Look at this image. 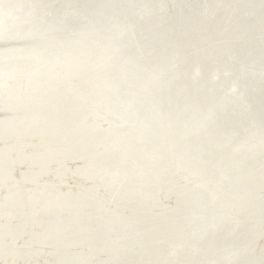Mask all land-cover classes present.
<instances>
[{
    "label": "bare ground",
    "instance_id": "6f19581e",
    "mask_svg": "<svg viewBox=\"0 0 264 264\" xmlns=\"http://www.w3.org/2000/svg\"><path fill=\"white\" fill-rule=\"evenodd\" d=\"M185 2L172 11L169 0L143 2L140 13L122 8L103 25L85 0H0V41L25 40L0 48V102L9 110L0 118V264H164L185 251L201 264L264 262V184L244 177L264 174V41L248 44L237 63L233 46L213 57L210 72L199 61L187 68L199 45L172 42L175 19L198 12ZM68 13L80 20L65 23ZM159 15L172 37L162 58L149 63L157 76L143 70L139 50L130 53L154 49L144 36L162 32ZM251 32L232 35L258 33ZM214 34L209 40L226 36ZM122 61L116 76L111 70ZM145 71L159 81L155 88ZM215 76L221 82L213 83ZM185 158L191 176L181 181L174 165ZM180 184L184 199L172 200L176 208L166 218L161 195ZM191 209L199 219L187 218ZM136 215L141 227L130 223Z\"/></svg>",
    "mask_w": 264,
    "mask_h": 264
},
{
    "label": "water",
    "instance_id": "95a60500",
    "mask_svg": "<svg viewBox=\"0 0 264 264\" xmlns=\"http://www.w3.org/2000/svg\"><path fill=\"white\" fill-rule=\"evenodd\" d=\"M68 0H49V4H58L63 5L64 2ZM154 0H85V3L88 7L87 13L90 14L91 17L97 19L98 22L106 23L112 20L111 15L116 14L120 9H124L126 12L130 14H137L140 13L138 10V5L143 2H150L152 3ZM170 1V0H169ZM184 1V0H181ZM228 2H232L234 0H227ZM239 6L236 10L229 11L225 7L220 6L219 4L212 3V8L208 9L205 7V3L203 0H198L197 3H194L198 12L194 10L193 12H188L186 15L182 17H177L175 20V27L178 28V31L174 33L176 35L175 39L172 40L176 42H181L184 45H188L191 40L195 39L197 44L199 45L198 49L194 51L193 55L190 56V59L186 63V67L189 68L193 65L194 62H202L207 68V72H210V67L215 63L213 57L224 58L228 53L229 47H235L240 54L238 58L233 60L234 63H237L238 60L242 57L243 53L247 50V46H253L257 48L260 42L264 41V0H237ZM30 8L33 9V4L29 5ZM250 7H254V12H248L247 9ZM190 9V8H188ZM71 14H66V17L70 16ZM51 16V15H49ZM69 20L71 22H78L80 18L75 15H71ZM156 22L158 23V27L162 29L160 34L148 35L144 36L146 41L144 45L147 46L148 44H154V49L149 53L143 54L140 50H145V46H139L138 49L132 51L130 53L131 57L134 58V53L139 50V55L141 54L142 57L139 56L141 59V65L143 66V70H146L145 67L151 68L154 70L153 66L149 67V63L152 60L160 59L163 56V53L166 51L171 44H168V37L171 36L167 27H165L164 22H162L161 15L157 16ZM150 24H145L144 31L146 34H150ZM206 27L209 33L203 34L202 32L198 31L200 28ZM225 32L226 36L223 38H218L216 40H209L213 39L216 36L214 32ZM251 31H257L252 36L244 39L239 37H234L232 32H239V33H252ZM127 35V34H126ZM126 35H122L120 40H126ZM172 37V36H171ZM171 39V38H170ZM242 41L240 44L238 42ZM24 39L18 40H10V41H0V48L6 46L11 43L17 42H24ZM122 61L118 66L114 67L111 72L115 73L118 76L119 71L123 68ZM143 72V71H142ZM158 70H154L151 72L152 74H158ZM145 74L148 75V79L151 80L153 83L152 86L154 87L159 81L153 79V77H149V73L145 71ZM168 75V74H167ZM202 78L199 73L194 72L193 78ZM219 76H215L211 78L213 83L218 81L221 82V78ZM257 78V77H253ZM168 79L169 76H168ZM171 82V81H170ZM169 82V86H170ZM155 88V87H154ZM259 94L264 95V91L259 92ZM3 102H0V113L5 114L6 112L9 113V110L3 108ZM102 105V104H99ZM86 107H89V103L86 104ZM263 107V116H264V103ZM71 162V161H70ZM110 187L108 186L106 190H109Z\"/></svg>",
    "mask_w": 264,
    "mask_h": 264
},
{
    "label": "rangeland",
    "instance_id": "374dc122",
    "mask_svg": "<svg viewBox=\"0 0 264 264\" xmlns=\"http://www.w3.org/2000/svg\"><path fill=\"white\" fill-rule=\"evenodd\" d=\"M179 1H181V0H179ZM179 1H177V0H170V2H172V5H170L169 7V9H168V11H172L173 10V8L174 7H176V5H175V3H179ZM185 1H187V2H185ZM193 1V2H192ZM197 1L198 0H184V2L186 3V4H194V2L195 3H197ZM214 1H218V0H214ZM174 2V3H173ZM191 2V3H190ZM211 6V4H208V9H209V7ZM173 7V8H172ZM172 8V9H171ZM211 8H212V6H211ZM78 17H80V15L78 16ZM66 22H69L70 23V25H72V22L70 21V20H68V19H66V21H65V23ZM94 24V23H93ZM117 28H113V30H118L119 28H121V25H118V26H116ZM124 35V34H123ZM122 36V35H121ZM96 45V44H95ZM131 45H133V43L132 44H128L126 47H125V49L127 48V47H129V46H131ZM128 50V49H127ZM120 53V52H119ZM194 53V52H193ZM193 53L191 54V55H193ZM93 54V53H92ZM121 54V53H120ZM99 56V55H98ZM79 57H82V61H84V59H86V60H89V57H90V54H88L87 56L86 55H81V56H79ZM81 59V58H80ZM72 66H76L75 64H72ZM163 67H164V65H163ZM162 67V72L163 73H165L166 72V70L164 69ZM261 67L263 68L264 67V65H261ZM256 69L255 67H252V69ZM258 69H261V68H258ZM264 70V69H263ZM173 74V73H172ZM171 74V75H172ZM199 79V78H198ZM198 82V81H197ZM43 106V105H42ZM3 113H0V118L1 117H3ZM5 116V115H4ZM155 119V118H154ZM156 122V119L154 120V121H152L151 122V124L152 123H155ZM144 127H146V126H143L142 128H144ZM236 136H237V134H236ZM234 139H236V138H234ZM242 141V139L241 140H239L238 142H241ZM236 144V143H235ZM184 155L186 156L187 155V153H184ZM193 158V157H192ZM171 159H173L174 160V158L172 157ZM181 159V158H180ZM194 159V158H193ZM215 159V158H214ZM213 159V160H214ZM218 163H221V161H218L216 164H218ZM191 165H192V161L191 160H189V158H185V161H184V163L182 164V165H180V163L178 162L177 163V165H174V167H177V171L178 170H180V171H183L182 173L180 172V174L181 175H183V173H185L183 176H181L180 174H178L176 177L178 178V177H180L179 179L181 180V181H183L181 178L182 177H184L185 175H188V176H191V172L190 173H188V174H186L187 172H189L190 170H191ZM136 166V165H135ZM251 172V171H250ZM249 172V173H250ZM208 174V173H207ZM262 174L263 173H261V174H255V175H253V174H247L246 173V175H244V177L245 178H248V179H251V177L252 178H254V179H252V180H255L256 182L258 181V183H259V185H260V182L262 183V184H264V180H263V178H264V174H263V176H262ZM255 176H257V177H255ZM261 176V177H260ZM149 177V176H148ZM163 177V176H162ZM209 177V176H208ZM156 178H158L157 176H156ZM210 178H213V176L211 175L210 176ZM214 178H215V176H214ZM258 178H260V179H258ZM262 178V179H261ZM257 179V180H256ZM262 180H263V182H262ZM251 182V181H250ZM190 183H191V181H187V182H185V184L184 183H182V185L187 189L189 186H190ZM248 183L249 182H247V183H242V188H245V187H247V185H248ZM157 184H160V181L158 180V182H157ZM168 185V187H170V186H172L173 184H172V182H168L167 183ZM261 184V186H263ZM164 185V184H163ZM181 184L180 185H177V186H173V187H171L168 191H166L165 193L163 192L162 193V195H161V197H163L161 200L162 201H159L160 202V204H161V206H162V209H164V208H166L167 209V214L165 215L166 216V218L168 217V216H170L172 213H173V210L176 208L175 206H174V202L173 201H175V199L176 200H180V201H182L183 199H184V197H182L178 192H183V191H185L186 189L182 186ZM202 185H204V184H202ZM180 186H182L183 187V189H182V191L179 189V187ZM212 186H213V189L215 190V189H217L216 187H218L216 184H212ZM215 186V187H214ZM178 187V188H177ZM148 189H153V188H148ZM106 190V189H105ZM175 190H177V192H175V193H177V194H175L174 193V191ZM102 191H104V190H102ZM150 191V190H149ZM251 189H249L248 191L247 190H245L244 192H241V194L242 195H244V196H246V195H248V194H250L251 193ZM107 192V191H106ZM205 192H208V190L207 189H205ZM214 192H216V190L214 191ZM171 193L172 194H174V196H173V199H172V196H171ZM257 194H258V191L256 192ZM257 194H255V196L257 195ZM261 194V193H260ZM260 194H258L259 196H260ZM180 195V196H179ZM170 196V197H169ZM214 196V194H211V197H213ZM261 196H262V194H261ZM167 197H169V198H167ZM153 198L154 197H151V199L153 200ZM175 198V199H174ZM182 198V199H181ZM239 198V197H238ZM150 199V200H151ZM243 199V198H242ZM173 200V201H172ZM165 201H166V203H165ZM179 201V202H180ZM247 201V200H246ZM245 201V204H247L248 202H250L251 200L249 199L247 202ZM164 202V203H163ZM155 205V204H154ZM154 205L152 206V208L154 207ZM123 206H125V205H123ZM157 206V207H156ZM159 205L157 204V205H155V207L154 208H156V209H152L151 208V210H154V211H159V209L161 208V207H159ZM170 207H172L171 209H170ZM169 209V210H168ZM170 211V212H169ZM192 211V212H191ZM191 211H190V213L187 215V218L189 219V220H196L195 218L197 217V219H199L200 218V216H196V215H200L199 214V212L198 211H196V210H192L191 209ZM193 213L195 214V213H197V214H195V215H193ZM137 216V218H134V219H132L131 221H130V223H133V221H134V224H140V221H139V218H138V216H140V215H136ZM145 216H147L146 214H145ZM159 216V215H158ZM191 216H192V218H191ZM165 218V219H166ZM165 219H163V220H160L161 222L163 221H165ZM206 223V222H205ZM174 226L175 227H177L175 224H174ZM184 226V227H183ZM182 227H180L179 229L180 230H183V229H189V228H193V227H187V226H185V225H183ZM138 227H141V224H140V226H138ZM178 228V227H177ZM183 228V229H182ZM238 232V231H237ZM263 232H264V230H263ZM143 235H146V233H142ZM259 237V236H258ZM257 238V237H256ZM138 244H140V243H138ZM263 245H261V247H262ZM138 250V249H137ZM137 250L135 251V255L136 254H138L137 253ZM125 251V250H124ZM121 252H123V251H121ZM133 253L134 252H127V254H125V255H128L129 254V256H131V255H133ZM192 255V253H187L186 251H185V253H183V255L182 256H180V257H178L175 261L173 260H168V262L166 261V263L164 262V264H182L183 262V264H201L202 263V261H198L196 258H191V255ZM184 255H185V257H184ZM154 256V255H153ZM218 257V254L217 255H214L213 257ZM156 257V256H155ZM258 257V256H257ZM256 257V258H257ZM152 258V257H151ZM181 258H183V260L181 259ZM189 258V259H188ZM193 260V262H192V260ZM142 259H145V256H143L142 257ZM181 259V260H180ZM186 259V260H185ZM228 259H230V257L228 258ZM181 261V262H180ZM188 261H190V262H192V263H190V262H188ZM198 261V262H197ZM121 262V264H123V261H120ZM173 262V263H172ZM211 262H212V264H215V260H213V261H210L209 262V264H211ZM153 264V263H152ZM206 264H208V263H206ZM262 264H264V262L262 263Z\"/></svg>",
    "mask_w": 264,
    "mask_h": 264
}]
</instances>
